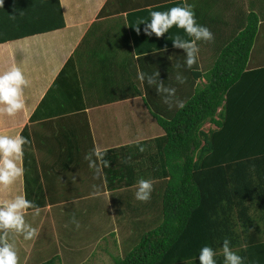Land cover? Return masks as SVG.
Here are the masks:
<instances>
[{
	"label": "crops",
	"instance_id": "obj_1",
	"mask_svg": "<svg viewBox=\"0 0 264 264\" xmlns=\"http://www.w3.org/2000/svg\"><path fill=\"white\" fill-rule=\"evenodd\" d=\"M59 2L64 28L0 44V71L15 64L21 67L29 80V86L25 89V109L13 118L0 114V134L23 135V130H27L31 147L27 150L33 155L32 163L36 162L34 171L39 174V179L32 182L28 189L33 193L30 200L40 208V213L36 215L33 210H29L26 221H32L31 224L35 227L40 226L38 220H49L50 227L45 229L41 225L38 227L39 234L49 230L50 245L54 248L58 244L64 246L55 248V254L50 260L53 264H81L77 256L80 258L84 252L87 258L90 248H84L77 241L78 236L74 231L67 227L56 233L52 211L69 207V204L75 209L73 204L89 202L85 206L88 213L85 217L90 216L87 226L92 228L85 229L87 236L91 230H99L103 219L101 216L95 219L94 213L102 208L93 199L104 196L103 202L112 205L108 206L104 216L110 218L111 212L113 215L117 212L119 218L123 212L121 208L118 209V205L132 192V187L110 189L104 169L97 176L95 170L89 168L85 156L92 151L91 142L93 148L99 147L104 151L130 149L139 153L140 149L135 148L137 144L143 146V143L149 144L162 137L164 132L157 124L155 116L169 118L179 109L174 106L177 100L186 102L195 94L196 89L207 83L205 74L211 70L223 48L243 30L250 12L259 16L257 42L261 46H256L255 42L248 66L249 69L264 66V0ZM177 2L193 5L197 21L208 27L215 37L213 42L199 44L197 64L190 69L184 63L183 50L173 48L172 41L167 38L181 35L187 39L181 33L182 30L173 28L160 38L155 35L145 36L143 24L138 26L141 31H136L140 21L150 20V13L156 11L154 8ZM208 57L214 59L209 60ZM177 65L181 67L178 68ZM138 70L149 74L158 71L165 87L176 88L171 107L164 102L163 95L156 91L155 85L150 86L146 81L141 82L137 78ZM178 73L184 78V83L176 80ZM194 73H200L201 77L195 78ZM195 80L203 81L204 84L193 87ZM190 92L188 98L184 97ZM96 108L128 114L121 126L123 135L129 130L131 134L140 132L141 137L121 142L118 140H123V136L111 131L113 128L104 126L102 133L96 132L93 118ZM105 115L114 118L109 111ZM140 122L142 130L138 128ZM206 125L208 130L214 128L210 124ZM110 132L117 135V140L113 138L104 143L103 138L110 136ZM149 150L152 151L153 148L147 147L143 152ZM31 167L35 169L34 166ZM33 173L35 176V172ZM25 185L26 177L23 175L10 188L0 187V206L18 194L25 195ZM130 195L132 198L134 194ZM127 208L135 211L129 203ZM72 213L75 214V211L72 210ZM115 222L117 223L116 220ZM102 227L105 228V225ZM121 230L119 227L117 233L113 232L111 235L115 248L118 245L120 248L121 241L126 240L128 235L125 231L120 232ZM129 235L127 237L130 241L137 240V235ZM46 248L39 254L42 255ZM124 249L126 251L129 247ZM47 262L42 258L38 264Z\"/></svg>",
	"mask_w": 264,
	"mask_h": 264
},
{
	"label": "trees",
	"instance_id": "obj_2",
	"mask_svg": "<svg viewBox=\"0 0 264 264\" xmlns=\"http://www.w3.org/2000/svg\"><path fill=\"white\" fill-rule=\"evenodd\" d=\"M178 5L183 6L154 9ZM64 27L59 0H3L0 5V44ZM258 35L259 16L250 12L243 30L205 74L207 83L169 118L155 116L164 135L135 146L152 151H105L110 189L133 187L148 175L164 186L162 221L114 264H198L205 245L217 250L223 264L225 239L245 264H264V66H248ZM206 124L214 128L204 131ZM26 134L24 129L28 139ZM28 148L30 143L23 167L30 200L29 185L39 174Z\"/></svg>",
	"mask_w": 264,
	"mask_h": 264
},
{
	"label": "clouds",
	"instance_id": "obj_3",
	"mask_svg": "<svg viewBox=\"0 0 264 264\" xmlns=\"http://www.w3.org/2000/svg\"><path fill=\"white\" fill-rule=\"evenodd\" d=\"M0 5H3V0H0ZM141 24L144 25V35L148 37L152 35L157 38L164 37L173 28L182 30L187 39L181 35L167 38L172 41L173 48L183 50L184 63L189 69L197 64L199 44L213 42L215 39L213 32L197 21L191 4L174 6L165 11H152L150 20L140 21L137 24V33L141 31L138 27ZM177 67L181 66L177 65ZM137 78L141 82L146 81L150 86L155 85L156 91L163 95L164 102L171 107L176 96V88L165 87L158 71L149 74L138 70ZM176 80L184 83V78L179 73L176 75ZM28 86L29 80L21 67L13 64L7 70L0 71V114L13 118L22 112L26 107L25 89ZM176 106L183 109L185 103L177 100ZM29 143L30 141L19 133L14 136L0 134V187L8 189L24 175L25 170L21 165L25 146ZM140 151H143V148H140ZM105 156L106 152L99 147L93 148L85 156L89 168L94 169L97 176L102 173L103 168L109 167V161ZM136 188V200L143 203L150 201L154 190L152 180L139 179ZM29 210H33L36 215L40 213V208L23 194L16 195L0 206V264H19L18 252L14 241L10 242V236H20L24 241H35L38 237V229L26 221V213ZM71 222L77 228L80 227L75 217ZM222 254L223 264H245L244 257L232 249L231 242L227 239L223 241ZM217 255L216 249L205 245L199 250L198 264H218Z\"/></svg>",
	"mask_w": 264,
	"mask_h": 264
},
{
	"label": "rangeland",
	"instance_id": "obj_4",
	"mask_svg": "<svg viewBox=\"0 0 264 264\" xmlns=\"http://www.w3.org/2000/svg\"><path fill=\"white\" fill-rule=\"evenodd\" d=\"M256 46H261V43L259 41L256 42ZM208 59L212 60L214 58L208 57ZM196 84L197 86H200V84H204V82L203 81L199 82L198 80L193 81V87H195ZM189 91L192 90L190 89ZM190 95L191 92L188 96H184V97L188 98ZM183 102L185 101L183 100ZM174 106H176V104ZM106 111H109L114 116V118H110L109 116L106 117L105 115ZM127 116L128 114L121 111L101 110L99 108L94 109L93 118L95 122L96 132L102 133L104 130L103 127L107 126L109 128H113V130L111 131H116L118 135L123 136V140H118L121 142L122 141L126 142L141 137L140 132H138V134L133 133L134 134L133 135L130 133L129 130L126 135H123L121 126L123 125V123H125ZM138 128L142 130L141 122L139 123ZM208 128H209L208 125H205L203 129L204 131H208ZM156 129L160 130L158 128ZM113 138L117 140L118 137L117 135L114 136L113 133L110 132V136H106L105 138H103V142L108 143ZM137 182L132 187V192L127 194L125 199L121 201V205H118V209L121 208L123 212V215L119 218L117 217V212H115L114 215L113 212H111L112 216H110V218L104 216V212L108 210V206H112L111 204H107L106 202L105 203L103 202L105 200L104 196L96 197V199H93V202L102 208L98 210L97 213H94L96 215L95 219H97V217L100 216L103 217V219L101 218L102 221L100 223L101 226L99 230H91L92 232H88L87 236L85 235L84 232L85 229L92 228V226L91 227L87 226L88 220H90L89 219L90 216L85 217L88 214L87 211L85 210V206H87L89 202H84L81 204L75 203L73 204L75 209H72L71 208L72 204H69V207H65L60 210L54 209V211H52L54 218L53 228L55 229L56 233H60L63 227H67L69 230L74 231V234L78 236L77 241H79L80 244L84 246V248L89 247L90 250H92V253L89 250V254L87 255V258L84 252L81 253L80 258L79 255L77 256L78 257L77 260H80L81 264H114L115 259L123 258L124 256H126V254L129 251H131L139 243L141 236L145 232L155 228L156 226H158V224L156 225V223H160L162 221L161 201H162V194L164 188L163 182L161 180H158L157 182L153 181L154 190L152 192L150 201L146 203L140 202L135 199ZM130 194H134L132 198ZM108 201L110 202L109 199ZM127 203H129L130 206L133 209H135V211H130V208H127ZM71 209L75 211V214L72 213ZM115 209L116 206L114 207V210ZM135 213L137 215H134ZM73 217H75L76 221H78L80 225L79 228H77L75 224L71 222ZM115 220L117 221V223L115 222ZM31 222L32 221H29L30 224ZM154 224L156 226H154ZM38 225L40 226H35L38 229V231L40 230V228L38 227H41V225H43L45 229L50 227L49 220H38ZM104 225L105 228L102 227ZM119 227L120 229H122L120 232L125 231L126 235L128 234L127 236H130L129 234L137 235V240L134 239V242L130 241V239L126 236V240L121 241L123 247L121 246L119 248L118 245V247L116 246L115 248L114 241L113 240L111 241V235L113 232L117 233ZM50 232L51 231L49 230L43 231L42 234L38 235L35 241L24 242L23 238L20 236L9 237L10 242L14 241L15 243L19 257V264H38L40 262V259L42 258L44 261H50L51 258L53 257V254H55L56 251L55 248L57 249V246L61 248L64 247L63 244H58L55 246V248L52 245H50V238H51V235H49ZM76 244L78 245L77 242ZM44 247L47 248L45 252H43L42 255H40L41 252L44 250ZM124 247L125 248L129 247V249L125 251V249L123 250Z\"/></svg>",
	"mask_w": 264,
	"mask_h": 264
}]
</instances>
